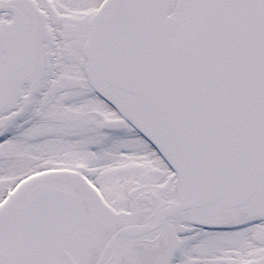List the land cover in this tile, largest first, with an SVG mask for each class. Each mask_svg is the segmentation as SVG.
<instances>
[{
  "label": "snow or ice",
  "instance_id": "obj_1",
  "mask_svg": "<svg viewBox=\"0 0 264 264\" xmlns=\"http://www.w3.org/2000/svg\"><path fill=\"white\" fill-rule=\"evenodd\" d=\"M0 264H264V0H0Z\"/></svg>",
  "mask_w": 264,
  "mask_h": 264
}]
</instances>
